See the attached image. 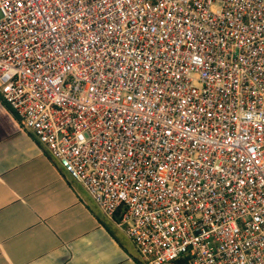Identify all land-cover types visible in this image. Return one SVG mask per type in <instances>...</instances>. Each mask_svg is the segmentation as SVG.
<instances>
[{"label": "built area", "instance_id": "obj_1", "mask_svg": "<svg viewBox=\"0 0 264 264\" xmlns=\"http://www.w3.org/2000/svg\"><path fill=\"white\" fill-rule=\"evenodd\" d=\"M0 101L139 264H264V0H0Z\"/></svg>", "mask_w": 264, "mask_h": 264}, {"label": "crops", "instance_id": "obj_2", "mask_svg": "<svg viewBox=\"0 0 264 264\" xmlns=\"http://www.w3.org/2000/svg\"><path fill=\"white\" fill-rule=\"evenodd\" d=\"M0 101V264H139L128 237Z\"/></svg>", "mask_w": 264, "mask_h": 264}]
</instances>
